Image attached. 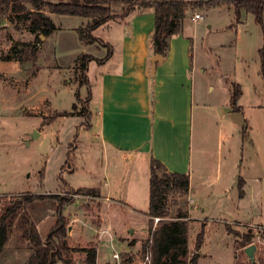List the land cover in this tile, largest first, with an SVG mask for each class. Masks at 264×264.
I'll return each mask as SVG.
<instances>
[{
    "label": "rangeland",
    "instance_id": "rangeland-1",
    "mask_svg": "<svg viewBox=\"0 0 264 264\" xmlns=\"http://www.w3.org/2000/svg\"><path fill=\"white\" fill-rule=\"evenodd\" d=\"M195 1L200 4L206 0ZM109 5L113 13H123L126 7L120 3ZM26 8L21 14L33 11L31 6ZM42 12L53 19L57 29L46 38L40 35L41 46L28 23L16 14L6 12L11 14V22L0 27V215L28 193L57 195L58 198L34 200L25 208L46 240L59 219V200L69 199L61 210L72 245L95 246L97 264H120L112 258L108 240L111 234L105 225L111 226V221L116 225L121 220L124 228L136 229V239H128L129 232L126 234L129 244L136 246L139 241L136 253L121 254L125 258L133 256V263L141 264L149 238V218L76 190L95 186L111 193L112 186L114 197L143 213L149 212L151 162L138 160L130 166L126 161L120 171L111 167L110 155L97 135L99 130L90 125V87L79 84L82 56L91 52L88 55L98 59L106 56L107 48L99 40L89 43L80 39L78 29L86 28L89 22L84 23V17L58 14L49 7ZM196 13L202 16L200 20L193 19ZM263 28L264 13L261 24L246 10L241 11L238 20L233 6L197 5L187 13L183 32L175 35L186 33L190 63L194 59L187 102L192 129L185 142L188 153L191 148L187 159L190 172L186 173L193 179L194 197L191 203L187 197H176L170 204L173 212L180 206L190 210V248H194L204 226L197 264H264V109L258 106L264 102V60L260 53ZM107 29L102 26L93 35L108 36ZM34 45L38 49L36 60L31 56ZM18 57L21 62L16 60ZM92 61L90 77L97 68L96 59ZM232 83L243 89L238 103L244 106L249 120L245 136L225 110L230 105ZM70 84L77 85L76 91ZM152 97L155 102L153 91ZM166 100L164 95L163 103ZM64 112L73 114L65 116ZM152 122L155 138L159 126L170 135L179 132V128L171 130L156 120ZM241 179L243 195L239 189ZM176 202L178 205H174ZM23 212L21 209L13 217L0 264H26L33 253L20 222ZM157 224L154 221L153 226ZM144 225L148 232L141 236ZM136 233L134 230L132 235ZM236 233L253 235L251 244L257 246L255 262L245 251L248 245H243ZM85 256L82 251L75 253L73 264H84ZM55 264L66 263L60 260Z\"/></svg>",
    "mask_w": 264,
    "mask_h": 264
},
{
    "label": "crops",
    "instance_id": "crops-1",
    "mask_svg": "<svg viewBox=\"0 0 264 264\" xmlns=\"http://www.w3.org/2000/svg\"><path fill=\"white\" fill-rule=\"evenodd\" d=\"M84 19V23L89 21L88 18L84 17ZM155 23L154 9L136 7L128 15L112 19L100 26L108 27V36L95 37L110 43L113 47V54L104 63L94 61L97 68L92 77L88 74L90 63L88 66V85L91 90L89 103H91V111L93 112L90 125H95L99 130L97 135L101 138L105 152L110 155L111 162L109 160V164L114 170L120 171L126 161L130 163V166H135L138 160L151 162L154 157L162 161L170 171L186 173L190 172L188 171L190 163L187 164V159L191 154V148L188 153L185 142L187 136L191 137L192 129L190 105L187 109V102L188 94H191L190 87L193 84L190 69L194 70V59L190 63L191 51L185 38L186 33L184 36L182 34L174 36L170 39L169 53L158 64L156 72L152 74L151 58L154 55L153 33ZM39 44L41 46L42 42ZM104 57L98 56V59ZM70 79L71 74L66 81L69 82ZM70 86L74 90L77 89L76 84H70ZM152 91L155 102H153ZM164 95L167 96L165 103L162 101ZM32 98L36 99V94H33ZM73 103L74 101H72ZM238 105L241 107L240 112L243 113L247 121L245 136L250 128L249 120L245 116L244 106L239 103ZM258 106L264 109V102ZM225 110L226 113H233L231 103L226 106ZM152 120L169 126L171 130L179 128V132L176 134L173 132L172 135L168 132L169 136L164 131L165 129L159 126L155 138V123ZM89 143L94 144L95 142ZM95 145L97 144L95 143ZM192 182L193 179L191 178L190 191L187 194L190 203L194 197ZM99 189L102 194L101 198L111 201V205L123 206V210L128 207V211L133 214L139 213L141 216L151 219L148 213H143L136 207L125 203L124 200L114 197L112 186L111 193ZM194 207L195 205L190 208ZM189 219H191L190 210ZM111 224V226L105 225V227L107 232L111 234V239L108 240H110L112 258L119 261L113 257L114 253H119L123 260L121 254L123 251L130 252V254L136 253L139 241H136V246H132L127 240L128 235L126 236L129 232L128 239H136V229L124 228L121 220L116 225L111 221ZM145 226L142 227L143 229L141 228L142 230L140 229L141 236H146L148 232ZM134 230L136 235H132ZM118 237L125 239V241H120ZM117 247H120L122 251H119ZM134 259L132 256V260Z\"/></svg>",
    "mask_w": 264,
    "mask_h": 264
},
{
    "label": "trees",
    "instance_id": "trees-1",
    "mask_svg": "<svg viewBox=\"0 0 264 264\" xmlns=\"http://www.w3.org/2000/svg\"><path fill=\"white\" fill-rule=\"evenodd\" d=\"M110 3H120L126 6L123 13H113ZM31 6L33 11L21 14ZM214 7L218 5H228L235 8V14L238 20L241 18V11L246 10L254 14L256 21L263 24L264 0H206L205 3H197L195 0H68L60 2H49L46 0H0V13L11 12L18 15V18L28 23L30 31L36 35L38 44L41 43L40 35L49 36L56 29L57 25L50 16H46L42 10L49 7L52 12L58 14H69L82 16L89 19L86 28H79L78 33L82 41L89 43L97 40L101 41L107 48V54L102 59H97L92 55L85 54L80 59L79 68L82 72L79 84L88 85V66L90 61L96 59L99 63H104L113 54V47L110 43L95 37L93 32L101 25L112 19L124 17L133 11L136 7L152 8L155 10L156 23L153 33V54H160L163 57L167 55L170 49L171 37L178 35L184 30V20L189 9L196 7ZM264 34V28H263ZM23 50V49H22ZM38 49L34 45L31 50V56L37 59ZM264 60V46L260 50ZM12 59V57H8ZM22 61V58H16ZM230 94V103L232 112H240L238 105L243 89L240 84L232 83ZM78 97V96H77ZM73 107L76 108L75 103ZM68 114V115H67ZM73 112H64L65 116L72 115ZM81 114V113H80ZM246 131L243 129V134ZM150 203L149 212L150 221L149 239L145 244H151V264H197L199 251L204 238V226L197 235L194 248L189 246V210L180 206L175 212L172 211L171 200L176 197H187L190 191L191 176L190 173L170 171L167 166L157 158L151 159L150 166ZM244 180L241 179L239 189L241 195L243 192ZM79 193L91 195L93 197H102L99 188L80 187L76 189ZM58 198L54 194L33 195L26 194L24 197L6 207L0 215V255L4 246L8 242L11 223L14 215L19 210H24L21 217V224L25 229V234L32 243L33 253L26 264H55L58 261H64L66 264H73L74 254L82 251L85 253L84 264H97L98 250L95 246L78 247L72 245L67 232V219L62 213V208L69 202V199L59 200V219L57 224L51 229L46 240L41 238L38 229L25 210L27 205L34 200L43 198ZM60 198V197H59ZM174 205H178L176 202ZM159 217L160 221L154 227L153 218ZM230 232V226L226 225ZM237 237L242 238L243 245L249 246L252 243V234L236 233ZM194 250V251H192ZM120 264H135L131 257L125 258Z\"/></svg>",
    "mask_w": 264,
    "mask_h": 264
},
{
    "label": "water",
    "instance_id": "water-1",
    "mask_svg": "<svg viewBox=\"0 0 264 264\" xmlns=\"http://www.w3.org/2000/svg\"><path fill=\"white\" fill-rule=\"evenodd\" d=\"M125 1H139V0H125ZM164 60V57L160 54H154L151 58L152 66L151 73L154 74L156 72L157 66ZM233 122L239 125L242 129L247 128V121L242 112H233L230 114ZM257 250V246L255 244H250L245 248V251L252 262H255V252Z\"/></svg>",
    "mask_w": 264,
    "mask_h": 264
},
{
    "label": "built area",
    "instance_id": "built-area-1",
    "mask_svg": "<svg viewBox=\"0 0 264 264\" xmlns=\"http://www.w3.org/2000/svg\"><path fill=\"white\" fill-rule=\"evenodd\" d=\"M200 18H202V16L199 13H196L194 16V19H200ZM10 22H11V14L10 13H1L0 14V27L8 25V24H10ZM153 220L157 223L160 221V218L155 217V218H153ZM151 244H152V239H150L149 244H147V246H146L144 255L141 258L142 259L141 264H151V255H152ZM113 257L115 259H118L119 262L122 260V257L119 253H114Z\"/></svg>",
    "mask_w": 264,
    "mask_h": 264
}]
</instances>
